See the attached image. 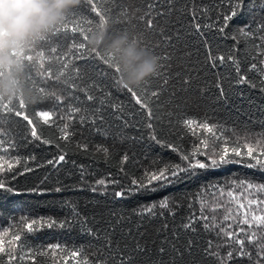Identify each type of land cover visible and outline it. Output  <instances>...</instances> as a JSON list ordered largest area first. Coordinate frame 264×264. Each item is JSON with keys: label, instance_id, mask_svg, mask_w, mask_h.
Instances as JSON below:
<instances>
[{"label": "snow or ice", "instance_id": "obj_1", "mask_svg": "<svg viewBox=\"0 0 264 264\" xmlns=\"http://www.w3.org/2000/svg\"><path fill=\"white\" fill-rule=\"evenodd\" d=\"M86 7L93 14L90 19L68 18L65 22L53 29L52 32L41 38L40 42L44 43L49 38L56 42L60 47H50L47 56L44 51H37L35 57L33 54H26L22 51L19 58L24 66L35 69L39 73V77L44 79H55L58 83H64L67 88V95H58L55 91L46 92L43 87L39 88L41 96L39 99H52L58 106H65V99L68 100L66 107L68 112L61 119L65 120L63 126L56 125L61 135L55 138V141L43 138L38 133L37 123L26 113L27 104L23 96H19L18 110H13L10 105L12 100L4 103V98L0 97V104L4 109L0 112V127L4 126V120L10 119L12 116L22 118L25 123V132L19 134V143L14 140H5L0 135V156L15 152L17 159L15 164H19V149L28 143L52 144L58 151L55 156L46 160L37 167L52 166L53 169L59 171L60 166L67 164L68 153L61 147H67L68 137L74 134L69 132V127L78 123L82 127L88 125L93 130L104 132L106 125L112 127L109 121H118L121 130L129 127L147 132V138L158 146L171 149L178 154L179 146L174 144L176 139L183 140L185 136L189 137L190 146L187 151L181 155V159L185 162L184 166L180 164H167L154 172L145 171L141 177V182L132 180L129 186L121 185L119 190H113L111 195L114 198L124 200L134 195H152L156 191L164 188L173 187L179 183L199 174L202 170L219 169L225 165H242L243 167L264 175V146L257 144L255 147L250 143H235V146L229 147L228 137L225 136V129L215 126V122L209 123L208 116L203 119H180V105L175 104V85L173 91H169V80H176L180 85L181 91H198L202 98L207 97L216 105L213 111L219 110L221 102L226 103L229 95L232 94L233 84H248L253 77L260 80V86L264 87V19L259 22L253 21L247 27H241L236 30L235 34L229 28L230 22L239 14V10L244 4V0H228L229 7L226 13H221L217 8V3H210V0H146L143 9L137 14L136 10L129 12L122 6V0H111L116 5L115 8L109 7L105 0H85ZM219 2V0H217ZM103 5V6H101ZM258 7L261 13H264V0H259ZM77 11L82 9L77 8ZM211 13V15H210ZM176 15L177 20L173 21L172 17ZM123 16L127 23L133 20L143 24V31L150 32L152 35L160 37L161 43L167 54H162L159 59L162 61L171 60L172 53L191 47L192 51H183L179 57L182 62L183 70L168 75L163 71L167 66L161 64V71L155 74L154 78L163 77V83L158 85V90H154L150 86V82H146L143 94H138L133 88L122 85L126 90L129 102L125 103L119 100L109 90L107 81L109 78L116 85H120L122 77L117 79L120 68L116 63L115 57L102 54L98 48H89V33L92 31L91 25L93 20L97 22V27H108L109 23H118L119 17ZM178 25V26H177ZM127 33V29H124ZM246 39L245 46L240 50V44L237 37ZM135 37V36H134ZM190 37L191 39H186ZM221 39H231L233 46L229 47L226 54H218ZM258 41V43H257ZM247 42L254 43L253 52L247 49ZM68 50V55H64V51ZM171 50L168 52L167 50ZM201 50L202 53L201 54ZM33 48L28 49L32 52ZM55 54V55H53ZM13 55H17L13 52ZM48 60V66L45 67V61ZM59 62V70L57 75L53 77L51 61ZM93 60L99 66L97 74H89L86 71L81 72V65L76 61ZM71 62V70L73 77L71 82L67 77L69 64ZM241 64L244 65L242 71ZM231 69L234 75L226 76L218 70ZM249 72L251 75H249ZM216 76V80L210 85L208 74ZM3 73H0L2 76ZM64 77V80L61 78ZM83 81L86 87L77 88V84ZM256 83H251L252 88H256ZM215 88L216 91L212 89ZM83 93L84 99L76 93ZM166 96V100L162 97ZM73 101L77 104L85 105L84 107L74 106ZM36 102V98L34 99ZM212 107V105H209ZM56 108L51 111L41 110L34 114L42 118L43 122L51 127L49 121L52 120ZM84 113V115H79ZM79 115V119L76 117ZM199 133H204L196 141L195 137ZM264 135V134H262ZM171 137L172 139H166ZM8 144L5 147V144ZM77 148L87 152V143L81 144L77 142ZM241 147L245 150L242 152ZM96 151L102 152L105 157L109 152L106 147L96 146ZM198 155L205 156L207 163L197 158ZM35 160V156L30 157ZM128 161V156H122L121 163ZM75 165V161H71ZM5 165L0 163V169ZM13 163L10 161L7 170L10 172ZM81 181H83V166H79ZM32 171V169H27ZM123 171V169H121ZM15 177L13 176V179ZM109 184H120L118 180L100 179L90 187L93 193L105 194L108 191ZM233 187L243 189L244 193L250 194L249 190L255 193L264 194V182L254 183L246 179L232 180L229 182ZM215 191L212 196L216 198L217 192L219 196H227L231 198L233 192L231 190L225 192L224 187L213 186ZM38 195L45 194L44 190L33 189ZM50 191L59 193L62 191L60 187ZM0 194L19 195L20 193L10 183L6 182L4 177L0 175ZM199 198H203L204 193L198 194ZM246 203H241L239 199L235 201L237 204L236 214L228 205L231 200H226L219 207H224L226 215L223 220H231L232 223L227 227H222L216 222L215 217L211 219L203 212L201 208L200 215L195 212L185 218L179 224L169 226L167 217L175 218V208L180 204L169 197H163L158 202H149L142 205L138 210H134L140 221L145 218L153 219L159 217L162 221L160 227L156 230L158 239L143 240V233L140 232L139 226H130L127 229L122 228L124 224L131 225V220H126L122 216L111 214V219L105 220L103 224H97L94 220L91 222L88 218L82 217L79 212L72 208L71 215L63 221L57 222L49 219L48 221H40L32 219L27 222V217H20L21 223L26 224L27 234L42 227L49 229L58 227L64 229L66 227H77L81 232L96 241V244H89L87 249L81 251L73 250L71 256L77 258L76 264H193L192 258L197 253H202L203 259H214L216 264H229L236 261L237 264H264V199L254 196L251 199L245 195ZM191 209V202L189 203ZM253 206L258 207V211ZM201 223L205 232L214 231L217 236L223 238V243L213 245L212 241H207L206 246L201 247L197 237V223ZM34 225L37 226L34 229ZM233 225L235 229L233 230ZM218 230V231H217ZM119 233V239L117 235ZM184 241H181V235ZM2 235V234H0ZM13 241H21L20 235L12 237ZM11 243V241H10ZM155 245V247H152ZM227 246L228 251L223 256L219 252V248ZM50 250L61 249L60 244H50L47 246ZM79 247V246H78ZM216 248V251H213ZM91 250V251H90ZM0 253H6L8 261H17L20 259L16 255V248L10 247L6 250L3 239H0ZM4 257L0 256V260ZM34 264V262H33ZM198 264V262H197Z\"/></svg>", "mask_w": 264, "mask_h": 264}, {"label": "trees", "instance_id": "obj_2", "mask_svg": "<svg viewBox=\"0 0 264 264\" xmlns=\"http://www.w3.org/2000/svg\"><path fill=\"white\" fill-rule=\"evenodd\" d=\"M146 0H122V6L126 7L129 12L133 10L137 11V14L143 9ZM105 3L112 8L116 5L111 0H105ZM210 3H217V8L221 13H226L229 7L228 0H210ZM259 0H244V4L239 10L237 17L230 22L229 28L232 34L236 33V30L241 27H247L253 21L259 22L264 19V13L260 12L258 7ZM103 6V5H101ZM82 9L77 11L76 9ZM93 14L86 7L85 0H82L81 4L74 8L68 15V20L71 21L74 17L77 19H90ZM211 15V13H210ZM177 16L174 15L172 20H177ZM178 26V25H177ZM91 33L98 29L97 22L93 20L91 25ZM143 24L133 20L131 23H127L123 16L119 17L118 23L110 22L108 29L110 34L116 35L121 32H125L132 36L137 37L149 51L160 57L162 54H167L160 37L152 35L150 32L143 31ZM186 39H191L186 37ZM237 41L240 44V49L237 50L239 55L240 50L244 48L246 39L243 37H237ZM258 43V41H257ZM56 46L59 49V45L56 44L51 38L46 42H39L33 47L32 52L26 50V54H33L37 51H44L47 56L50 47ZM233 46L231 39H221L220 49L218 54H226L229 47ZM89 48H92L88 45ZM181 50L172 53V59L169 61H162L159 59L160 65L166 64L163 69L165 73L171 75L177 71L183 70L182 62L179 57L183 54V51H192L191 47L184 49L180 46ZM247 49L251 53L254 50V43L247 42ZM102 54H105L103 49H99ZM64 55H68V50L65 49ZM171 52V50H167ZM201 54L202 50H201ZM55 55V54H53ZM81 65L80 71L87 72L89 74H97L99 72V66L96 61L93 60H80L76 61ZM49 61H45V67L48 66ZM53 77L57 75L59 70V62L56 60L51 61ZM243 71L244 65L241 64ZM226 76L234 75L231 69L218 70ZM157 72V73H158ZM249 75L251 73L249 72ZM69 82L73 77L71 70V62L67 72ZM121 77L120 73L117 74V79ZM155 75L146 80L140 87L133 88L138 94H143L144 86L146 82H150V86L154 90H158V85L163 83V77L159 79L154 78ZM216 76L211 73L208 74V80L210 85L216 80ZM264 79V77H261ZM64 80V77L61 78ZM256 83V88L251 87V83ZM23 83L26 89L30 90L32 95L36 98V102L26 103V113L37 123L38 133L43 138H48L55 141V138L61 135L59 128L56 125L63 126L65 123L61 117L65 116L68 112L66 105L68 100L65 99V106H58L52 99H39L41 93L39 88L43 87L46 92L55 91L58 95L66 96L67 88L64 83H58L55 79H41L39 73L32 68L26 67L23 75ZM175 85V104L180 105L179 117L180 119H203L205 115L208 116L209 123L215 122V126L225 129V136L228 137L229 147L235 146L238 142L241 145L244 143H250L252 146H256L258 143L264 146V87L260 86V80L255 77L248 84H233L232 94L228 96L227 102H221L219 110L213 111L216 105L212 100L207 97L202 98L198 91H181L180 85L176 80H169L168 89L173 91ZM109 90L119 100L128 103L129 98L126 90H123L122 84L116 85L111 78L107 81ZM86 87L83 81L77 84V88ZM216 91L215 88L212 89ZM80 99H84L83 93L77 92ZM167 94L162 99L166 100ZM18 98V97H17ZM12 100L10 107L13 110H18V99ZM24 98V97H23ZM25 100V99H24ZM7 99L4 100V103ZM74 106L84 107L85 105L77 104L73 101ZM212 105V107H209ZM56 108V112L53 115L49 124L46 125L42 118L36 116L34 113L41 110L51 111ZM4 109L0 104V112ZM79 115H84L80 113ZM79 115L76 119H79ZM112 127H106V131L100 132L93 130L88 125L83 127L75 123L74 129L69 127V132L74 134L68 137L67 147H64V143H61V147L68 153L67 159L69 162L60 166L59 171L47 167H37L38 164H43L47 159L52 158L57 154V149L52 144H40L28 143L26 146L19 149V164H15L17 159L15 152L4 154L0 156V163H3L5 167L0 169V175H2L6 182L10 183L20 193L19 195L0 194V239H3L6 250L13 245L16 248V255L20 259L17 261H8L6 253H0V256L4 257L0 260V264H76L77 258H73L71 253L73 250L81 251L87 249L89 244H96V241L91 237L84 235L77 227L60 229L53 227L51 229L45 227L34 231L32 234H27L26 224L21 223L20 217H27V222H31L32 219L40 221H48L49 219L57 222L63 221L65 218L71 215L72 208H75L82 217L88 218L91 222L94 220L97 224H103L105 220L111 219V214L115 213L117 216H122L126 220H131L132 224H124L121 227L127 229L130 226H139L140 232L143 233V240L158 239L156 230L160 227L162 221L159 217L153 219L145 218L140 221L139 218L134 215V210H138L142 205L149 202H158L163 197H169L170 200L175 199L180 206L175 208V218L167 217V223L172 226L174 223L179 224L188 217L191 212H195L200 215L201 208L205 215L211 219L213 216L216 222L222 227H227L232 223L231 220L224 221L223 217L226 215L224 207H219V204H223L226 200H231L232 203L228 205L233 209V214H236L237 204L235 201L239 199L241 203H246L245 195L248 199L258 196L264 199V194L255 193L254 190H249L250 194L244 193L243 189L235 188L229 184L232 180L239 181L240 179H246L254 183L264 182V175H261L255 170L247 169L242 165H225L219 169L202 170L199 174L179 183L173 187L164 188L156 191L152 195H134L128 199L120 200L114 198L111 193L113 190H119L121 185L129 186L130 182L134 179L137 182H141L143 173L147 170L154 172L157 169L164 167L167 164H180L184 166V161L181 159V155L189 149L190 140L188 136H185L183 140L176 139L174 144L179 146L180 153L156 145L147 138L146 131H140L139 129H133L131 127L121 130L118 126V121H109ZM25 132V123L22 122V118H16L12 116L10 119L4 120V126L0 127V135L7 140H14L19 143V134ZM204 133H199L195 137L198 141L200 136ZM166 139H172L166 137ZM77 142L84 144L87 143V152L77 148L75 145ZM5 147L8 146L6 143ZM96 146L106 147L108 149V156L102 152L96 151ZM245 149L241 147L243 152ZM128 156V161L121 163L123 155ZM34 155L35 160H31L30 157ZM198 159L207 163L205 156L198 155ZM13 163V167L9 172L7 165L9 162ZM75 161V165L71 162ZM83 166L84 177L81 181L80 168ZM27 169H32L28 171ZM123 169V171H121ZM13 176L15 177L13 179ZM100 179L105 180H118L120 184H109L108 191L105 194L93 193L90 191V187L95 185V182ZM224 187L225 192L231 190L233 196L231 198L219 196L217 192L216 198L212 196V192L215 191L213 186ZM60 187L61 192L56 193L50 191L54 188ZM33 189L44 190L45 194L38 195ZM203 192V198H199V193ZM191 202V209L189 203ZM258 211L257 206H253ZM37 228L36 225L33 226ZM197 237L201 247L206 246L207 241H212L213 245L222 244L223 238L217 236L214 231L205 232L202 224L197 223ZM235 225H233V230ZM218 231V230H217ZM21 236V241H13L12 237L15 235ZM119 239V233L117 235ZM11 241V243H10ZM181 241H184L183 234L181 235ZM60 244L61 249L50 250L48 245ZM79 246V247H78ZM155 247V245H152ZM213 248V251H216ZM228 247L224 246L219 248L220 254L223 256L228 251ZM91 251V250H90ZM193 264H216L214 259H203L202 253H197L192 258ZM229 264H237L236 261H231ZM246 264V262H245Z\"/></svg>", "mask_w": 264, "mask_h": 264}, {"label": "clouds", "instance_id": "obj_3", "mask_svg": "<svg viewBox=\"0 0 264 264\" xmlns=\"http://www.w3.org/2000/svg\"><path fill=\"white\" fill-rule=\"evenodd\" d=\"M82 0H0V97L26 103L35 97L23 83L22 51L35 47L47 34L62 25ZM92 48L115 57L122 85L138 88L159 70V57L129 33L112 35L108 27L93 31L88 39ZM15 52L17 55H13Z\"/></svg>", "mask_w": 264, "mask_h": 264}]
</instances>
